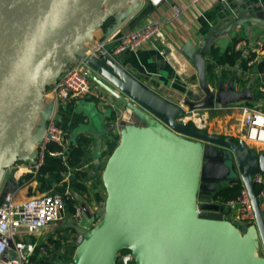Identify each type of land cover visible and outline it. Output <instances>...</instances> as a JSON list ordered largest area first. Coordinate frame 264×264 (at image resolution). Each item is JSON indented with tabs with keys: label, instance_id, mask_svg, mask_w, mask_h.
I'll use <instances>...</instances> for the list:
<instances>
[{
	"label": "water",
	"instance_id": "1",
	"mask_svg": "<svg viewBox=\"0 0 264 264\" xmlns=\"http://www.w3.org/2000/svg\"><path fill=\"white\" fill-rule=\"evenodd\" d=\"M33 1L0 0V39ZM127 1L63 0L67 12L58 16L59 26L35 49L25 42L19 50L0 86V181L8 163L22 158L19 152L36 121L46 118L47 111L41 112L43 85L60 76L67 59L85 58L79 40ZM221 16L222 22L212 24L198 43L165 49L172 73L161 80L140 72L135 73L141 80L120 74L107 55L87 58V65L104 71L122 94L93 73L87 76L119 100L138 123L122 130L107 157L102 170L104 205L93 226L83 231L72 258L62 264H116L122 249L131 252L135 264H264V208L252 179L256 172L264 176V153L183 123V110L176 104L220 108L264 103L254 92V79L237 88V71L228 81L215 79V74L211 78L205 57L214 42L222 44L242 27L250 32L241 59L245 58L257 35H264V4L250 14L227 10ZM47 106L53 109L52 103ZM35 154L36 150L31 162ZM238 181L248 190L255 216L254 222L244 225L226 217L228 206L209 201L219 187ZM82 208L90 216L87 207ZM0 239L8 246L2 259L13 258L11 240Z\"/></svg>",
	"mask_w": 264,
	"mask_h": 264
},
{
	"label": "crops",
	"instance_id": "2",
	"mask_svg": "<svg viewBox=\"0 0 264 264\" xmlns=\"http://www.w3.org/2000/svg\"><path fill=\"white\" fill-rule=\"evenodd\" d=\"M174 3L182 7L181 13L176 14L173 11L171 4ZM262 4H264V0H225L223 2L219 0H199L194 6H191L189 0H163L159 5L154 6L149 0H128L111 16L112 20L109 23L104 25L105 21L85 34L79 40V46L84 52L94 48L119 23H122L121 31L126 32L145 23L156 22L162 31L160 38L144 44L138 50L121 52L112 57L108 56L109 59L107 60L113 63V69L116 72L130 78L141 80L135 73L140 72L146 76L161 80L165 73H172V67L164 56L165 49L170 48L173 50L174 47L178 48L188 41L193 44L198 43L206 37L212 24L216 25L222 22L221 15L226 13L227 10H232L233 12L244 11L250 14V12H253ZM135 7V11L129 16ZM235 38L238 39L237 43H240L241 48L237 50L240 51V57H242V52L250 41V32H245V29L241 27L235 31L233 37L224 39L222 44L214 42L205 54L206 59L212 66V73L216 75L215 79L218 76L228 81L233 75V71H237V88L245 87L250 80L254 79V92L264 98V95L258 93L256 89L260 78L258 63L264 59V50L258 54L257 61L251 66L248 74L244 72L239 59L234 65L220 61L226 49L235 45ZM259 38H264V35L258 34L257 39ZM244 43L245 45H243ZM114 46L115 42H111L108 48L112 49ZM212 49H215V54L210 53ZM249 57L252 58L248 54L245 59L248 60ZM73 65L86 73H93L107 86L122 94L120 89L105 77L104 71L100 72L96 68L86 65L84 58L80 55H75L73 59H67L63 70ZM145 84H148V87L152 88L149 83ZM92 87L93 93L74 99L68 103H58L54 107L53 112L56 122L64 129L65 151L67 153L70 152L83 137L87 139V143L85 155L72 168L82 174L83 179L81 184L84 188L83 190L73 189L71 182L73 174L70 176V180H61L57 185L54 182L55 177L53 175L46 182L51 185L49 191L57 190L64 192L66 189L68 191L72 189V195L78 199L77 206H80L82 209L80 220L79 217L71 214L65 208L62 219L47 226L41 234L32 237L34 240L43 241L46 245V248L41 246L43 253L39 260H44L47 264H62L64 262L60 253L55 248V243L58 239L63 240L62 236H65L66 232L65 226L71 224L74 226L76 230L75 237H78V242L81 239L83 231L93 226L92 220L97 213H100L106 195L102 182V170L105 161L116 147L122 130L129 125L138 123V119L104 88L96 82H94ZM52 88V81L43 85L42 94L45 100L51 99ZM166 96L168 100L176 102L172 97ZM258 105L264 109V103H259ZM240 115L239 109H234L230 106L212 107L207 111L206 132L223 137H235L238 141L244 143L238 132ZM44 127L45 120L39 118L30 133V139L28 138L25 146L19 152L22 158H16L6 166L2 177L3 181H0V201L9 190L14 191V198L16 200H24L45 193L38 189V180H25L20 184L15 174V163L17 161L25 164L31 162L29 157L32 156L33 151L36 149L37 141ZM262 153L264 152H256V154ZM240 183L243 185L242 181ZM259 203L261 208H264V201L262 200ZM82 206L87 207L90 216L86 215ZM237 211V205H230L225 215L229 220H232ZM72 219L74 222L71 221ZM84 219L89 220L90 223H83ZM48 249L51 251L48 252Z\"/></svg>",
	"mask_w": 264,
	"mask_h": 264
},
{
	"label": "built area",
	"instance_id": "3",
	"mask_svg": "<svg viewBox=\"0 0 264 264\" xmlns=\"http://www.w3.org/2000/svg\"><path fill=\"white\" fill-rule=\"evenodd\" d=\"M154 6L159 5L163 0H149ZM199 0H189V4L194 6ZM221 2L225 0H219ZM176 14L182 12V7L177 4H171ZM122 23L113 31L106 35L94 48L88 49L85 54L84 63L87 65V58H100L103 55L114 56L125 51H135L154 39L162 36V31L156 22H148L137 26L132 30L122 32ZM115 42V46L110 50V43ZM245 45V43L243 44ZM235 50L241 48L240 43L233 47ZM264 50V38L255 40L254 47L247 53L249 57L247 64L253 65L257 61L258 54ZM93 81L87 76V73L80 70L77 66H69L63 70L60 76L53 82L51 99L45 100L41 104V112H46L45 127L41 139L36 145V154L34 160L29 164H15V174L17 180L26 174H36L39 167L43 164L46 153L53 156H60L66 162L68 153L64 147V129L57 124L54 116V107L58 103H68L74 99L84 97L93 93ZM258 93L264 95V76L260 74L259 83L256 87ZM53 104V109H48V104ZM182 108L180 120L198 130H207V111L210 107L189 108L180 101H177ZM234 109H239L238 132L247 146L254 151L264 152V109L258 104H232L227 105ZM49 143H55L59 149L48 150ZM48 150V151H47ZM69 173H66L68 176ZM65 176V177H66ZM253 183L261 184L263 187L256 193L258 201H264V176L261 172H256L253 176ZM65 181L68 179L64 178ZM64 192L48 191L37 196H32L24 200H16L14 191H7L0 201V236L11 240V246L15 251V256L8 260L2 259L4 250L8 247L0 239V264H33L31 260L32 253L37 245V240L33 236L41 234L44 229L52 223L62 219L65 212ZM210 202L220 203L226 206L237 205L238 211L234 215L235 222L244 225L254 222L255 216L246 186L240 191V195L233 200L226 202L220 201L215 196L209 198ZM73 215L81 220L82 209L76 206ZM30 238V242L26 239ZM133 264V256L129 250H120L116 256V264Z\"/></svg>",
	"mask_w": 264,
	"mask_h": 264
},
{
	"label": "trees",
	"instance_id": "4",
	"mask_svg": "<svg viewBox=\"0 0 264 264\" xmlns=\"http://www.w3.org/2000/svg\"><path fill=\"white\" fill-rule=\"evenodd\" d=\"M111 20L112 18L109 17L104 23V25L109 23ZM237 40H238L237 38L234 39L235 44L237 43ZM233 47L226 49L220 61L227 62L230 65H234L239 59V63L240 65H242L244 72L248 74L251 69V65L247 64V61H248L247 59L245 58L241 59L240 51L235 50ZM214 50L215 49L210 50V53L215 54ZM208 70H209V73L214 74L212 73L211 64L209 65ZM258 71L260 72V74L264 76V59L258 63ZM228 138L236 143L239 142L238 139L235 137L229 136ZM86 143H87V139L84 137L81 138L78 144L72 150H70V152H68V158L66 162H64L60 156H53V155L46 153L43 164L39 167L36 174H32V173L26 174L25 176L21 177L18 180V183L21 184L25 180H28V181L38 180V189L41 192H46V191H49V188L51 187L49 183L48 184L46 183L47 179L51 175L55 177L54 182L57 185L59 182H61V180L63 181L64 178L65 179L67 178L70 180V176L73 174V178H71L73 189L83 190L84 188L81 184V181L83 179L82 174H80L79 172H76L72 168L85 155ZM47 149L56 150V149H59V146L55 143H49L47 146ZM66 173H69V175L66 176ZM242 187L243 185L240 183V181L236 183H230L229 185L222 186L221 188H219L215 194V197L223 202L236 199L240 195V191ZM262 187L263 186L261 184H257V183L253 184V189L255 193H257ZM51 191H57V190H51ZM63 198H64L65 208L68 209V211L71 214H73L75 207L78 205V199L74 195H72V189H69V193L67 195H64ZM65 229H66L65 236H62L63 240L61 241L60 239H58L56 240V243H55V248L57 249L58 253H60L62 260L64 262L72 258V254L78 242L77 240L78 237H75L76 230L74 226L72 224L67 225L65 226ZM41 246H44L46 248V245L43 243V241H40V240L37 241V245L35 246V249L31 256V260L33 264H47L46 261L39 260L41 254L43 253ZM124 250H128V249H124ZM49 251L51 250L48 249V252Z\"/></svg>",
	"mask_w": 264,
	"mask_h": 264
},
{
	"label": "bare ground",
	"instance_id": "5",
	"mask_svg": "<svg viewBox=\"0 0 264 264\" xmlns=\"http://www.w3.org/2000/svg\"><path fill=\"white\" fill-rule=\"evenodd\" d=\"M56 2L57 0H34L0 39V86L17 53L26 42V37L33 33L34 27L42 24Z\"/></svg>",
	"mask_w": 264,
	"mask_h": 264
},
{
	"label": "clouds",
	"instance_id": "6",
	"mask_svg": "<svg viewBox=\"0 0 264 264\" xmlns=\"http://www.w3.org/2000/svg\"><path fill=\"white\" fill-rule=\"evenodd\" d=\"M64 14L67 12V6L65 5ZM62 20V17H58L56 22L53 23L51 21V18H48V22L45 23L42 27H34L33 33H30L26 37V43L29 44L33 49L39 46L40 41L44 38L45 35L55 27H58L60 22Z\"/></svg>",
	"mask_w": 264,
	"mask_h": 264
},
{
	"label": "snow or ice",
	"instance_id": "7",
	"mask_svg": "<svg viewBox=\"0 0 264 264\" xmlns=\"http://www.w3.org/2000/svg\"><path fill=\"white\" fill-rule=\"evenodd\" d=\"M64 7H65V5H64L63 0H57V2L53 4V11H52V13H50V16H49L53 23H55L56 18L60 14H62Z\"/></svg>",
	"mask_w": 264,
	"mask_h": 264
},
{
	"label": "rangeland",
	"instance_id": "8",
	"mask_svg": "<svg viewBox=\"0 0 264 264\" xmlns=\"http://www.w3.org/2000/svg\"><path fill=\"white\" fill-rule=\"evenodd\" d=\"M208 73H209V70H208ZM210 74H211V73H210ZM211 78H213V75H212V74H211ZM93 83H94V82H93ZM29 137H30V135L28 136V138H29ZM28 138H27V139H28ZM29 139H30V138H29ZM24 146H25V145H24ZM24 146H23V147H24ZM23 147L21 148V150L23 149ZM1 180H2V179H1ZM2 181H3V180H2ZM259 202H260V201H259ZM71 221L74 222L73 219H72ZM81 222H82V221H81ZM83 223H90V221L87 220V219H84V220H83ZM130 264H132V262H130ZM133 264H135L134 260H133Z\"/></svg>",
	"mask_w": 264,
	"mask_h": 264
}]
</instances>
